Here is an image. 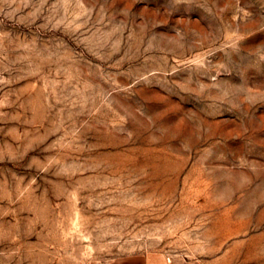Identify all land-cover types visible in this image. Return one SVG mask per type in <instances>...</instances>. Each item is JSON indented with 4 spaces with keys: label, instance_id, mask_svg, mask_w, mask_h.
I'll return each instance as SVG.
<instances>
[{
    "label": "rangeland",
    "instance_id": "obj_1",
    "mask_svg": "<svg viewBox=\"0 0 264 264\" xmlns=\"http://www.w3.org/2000/svg\"><path fill=\"white\" fill-rule=\"evenodd\" d=\"M264 264V0H0V264Z\"/></svg>",
    "mask_w": 264,
    "mask_h": 264
},
{
    "label": "crops",
    "instance_id": "obj_2",
    "mask_svg": "<svg viewBox=\"0 0 264 264\" xmlns=\"http://www.w3.org/2000/svg\"><path fill=\"white\" fill-rule=\"evenodd\" d=\"M97 264H175V263L155 260V259L142 258V257H135V258L120 259L116 261L102 262V263H97Z\"/></svg>",
    "mask_w": 264,
    "mask_h": 264
}]
</instances>
